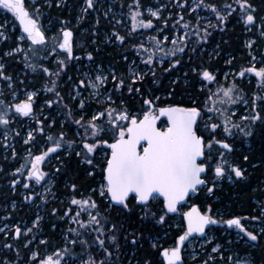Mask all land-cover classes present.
<instances>
[{
    "label": "trees",
    "instance_id": "obj_1",
    "mask_svg": "<svg viewBox=\"0 0 264 264\" xmlns=\"http://www.w3.org/2000/svg\"><path fill=\"white\" fill-rule=\"evenodd\" d=\"M176 1L174 3L173 0H140L139 11L142 16L138 19H151L153 27L137 28L132 31L130 12L135 9L133 0H94V8L86 13L82 11L85 7L84 0H35L34 3L25 0L30 12L33 7L38 6L42 16L41 24L49 38L59 35L64 27L74 32L73 50L77 59L71 60L66 59L65 52L59 49L50 55L51 47L39 45L35 46L40 49L39 55H33L26 37L23 42L19 40L22 34L13 13L0 7V25H3V34L7 37V39L0 37V56L18 45L23 47V51L18 54L4 56V73L10 76L11 80L6 81L0 76V108L25 100L26 94L30 91L37 93L33 99L32 114L23 116L16 113L13 107L8 113L9 125L0 124V228L5 229L0 232V264H40V260L53 253L62 252L65 248L68 251L59 257L61 264H85L90 254L94 256L101 254L102 249L93 243L96 233L81 228L70 219L80 210V206L71 205L70 201L73 198L96 200L102 213L110 203L107 196H99L102 182L100 169L105 160L101 151L108 152V148L102 146V150L94 154L93 164L96 167L84 162L83 154L76 155L81 151L79 142L84 136V128L75 123L80 119L83 110L79 108V99L76 97L73 99V89L81 79L80 72L86 69L85 64L89 62L111 67L118 76H124L128 82L130 77L127 71L131 61L137 63L138 69L142 71L147 67L144 80L134 86L138 87L143 95L129 93L127 88L121 89L118 93L114 88L115 82L110 79L106 89L111 91L116 105L120 103V97L133 110L141 109L144 107V99H154L155 96L160 97L156 103L162 106L180 103L187 107L191 106L190 101L195 100L200 107L207 104L209 109L215 107L222 110L209 112L208 115L211 116V122L221 125L220 132L223 136L227 135L223 133L225 119L230 122V128L232 124H240L242 127L247 125L253 131L252 136L245 137L233 129L235 136L228 138L234 150L226 153L227 157L230 162L240 165L245 170V177L236 178L233 175V179L229 180L225 176L218 181L213 194H207L202 188L198 194L190 198V201L198 204L203 212L211 205L212 215L223 221L233 216L247 218L243 219V224L248 231L254 232L260 238L251 241L236 227H212L216 233L214 241L207 244L205 251L199 256L189 258L185 255L184 264H204L205 261L208 264H234L236 253L247 255L253 264H264V236L260 232V229L264 228V216L261 214V209L264 208V122L249 123L242 119L253 114V101L256 110H261V100L256 99V96L264 97V88L259 87V78L254 73L246 72L243 77L238 75L242 69L251 67L253 63L257 68L264 66L252 60V56L256 57V61L264 58V36L261 35L260 28V18L264 17V0H252L256 10L254 14L257 16V21L252 26L243 22L236 0H204V4H215L222 14L228 15L225 24L217 27H209L219 24L216 14L210 8L201 6L195 12L191 11L200 0H187V4L185 0ZM225 4H230L237 11L229 14V9L223 7ZM129 5H132V9ZM108 6L128 17L129 25L124 27L123 24L110 20V15L107 16L102 11L106 8L107 12ZM151 7L160 10V18L148 14ZM181 15L184 17L183 21L179 20ZM8 18L13 19L15 25L13 29L6 24ZM198 19L200 36L193 34L198 30L196 28ZM165 20L168 21L167 25L164 24ZM184 22L190 24L184 52H177L174 57L163 56L161 65L160 59L163 54L157 51L154 63L146 64L147 53L138 46L143 43L146 49H152L154 41L149 40V37L163 40L164 36L169 37V40L161 45L165 52L183 46L173 45L171 41L184 35L186 31L182 27ZM205 27L210 33L207 40L202 39V29ZM117 33L125 36V41L117 40L115 38ZM251 39L255 43L249 48L247 44ZM89 52L92 53V60L88 59ZM176 59H180L181 63L170 69ZM61 60L67 65L63 69L58 65V61ZM229 60L231 63H228ZM30 64L36 65L37 70L33 71L28 67ZM40 65L53 72L59 71V78L45 73ZM204 70L212 72L215 81L204 79L202 75ZM153 71L155 76L152 75ZM52 81L56 82L55 92L60 93L59 99L55 92L48 91V88L52 87ZM233 83L238 86L233 94L235 103H221L223 93H217V89L227 88ZM170 91L172 95H169ZM212 93L217 95L212 96ZM209 96L211 100L208 99ZM48 100L57 102L49 106L46 103ZM213 101H216L215 105ZM97 106L102 108V105ZM83 109L87 116H83L84 121H87L92 106L87 103ZM261 115L264 116V112H261ZM37 121L43 122V132L37 130ZM29 132L33 133V139L26 143ZM61 132L65 134L61 147L53 153H48L45 157L48 162L41 165V170L47 175L39 182L34 178L30 179L28 172L31 170V161L47 148L53 147L51 140L59 141ZM220 138L222 136L218 135L217 139ZM69 141L75 142L71 148ZM244 156H248L249 159L245 161ZM17 168L21 169L19 173L16 172ZM13 180L16 184L12 183ZM49 182L51 184L47 192L45 188ZM25 184L28 185L27 188L24 187ZM72 184L76 185V190L71 188ZM25 196H31V199L26 200ZM69 207L73 211L65 216L64 212ZM159 208L160 200L153 203V211H159ZM53 209L57 211L53 212ZM89 211L95 214L96 210ZM104 215H110L118 225L120 253L118 259L116 255L112 257L115 264H145L146 261L151 264H164L161 250L171 247L180 232L185 230L184 221L182 220L180 224L174 223L171 216H167L163 224L157 223L153 218L142 219L139 209L135 206L131 213L112 206L110 213ZM37 216L41 219L38 226L34 227ZM253 216L261 219L252 220ZM80 219L87 221V212H83ZM17 225L22 231L27 228H31L32 231L15 238L12 230ZM70 229H76L81 235L78 236L77 232ZM132 234L138 236L135 244L131 243ZM83 239L89 241L91 248L80 243L75 245L70 243L72 240ZM29 240L32 243L29 244ZM215 243L220 245L218 252L212 251ZM5 244H11L12 247L7 248ZM110 250L115 251V246L113 245ZM32 252L39 255L33 259ZM184 252L186 253V250ZM230 256L233 257V261L228 260Z\"/></svg>",
    "mask_w": 264,
    "mask_h": 264
},
{
    "label": "snow or ice",
    "instance_id": "obj_2",
    "mask_svg": "<svg viewBox=\"0 0 264 264\" xmlns=\"http://www.w3.org/2000/svg\"><path fill=\"white\" fill-rule=\"evenodd\" d=\"M240 16L243 18V22L246 25L252 26L257 21L255 8L252 0H236ZM135 9L130 12L132 18V31L137 28H152L153 21L151 19L144 20L138 19L142 16L139 11L141 4L140 0H133ZM187 4V0H185ZM85 7L82 8L83 12H88L89 9H93L95 4L94 0H84ZM201 6L208 7L214 12L218 18V25H209V27H217L225 24L228 19V15L222 14L220 8L215 4H204V0H200V3L192 8L191 11L195 12L197 8ZM0 7L7 9L14 14L15 18L19 20L20 25L23 27V32L26 34V39L31 41V46H47L49 37L43 29L42 24L39 20V9L35 10L36 15L30 12L25 6V0H0ZM132 9V5H129ZM224 8L229 9L231 12H236L237 9H233L230 4H225ZM152 17L160 18L161 12L159 9L152 10L148 9ZM107 15V13H105ZM180 21L184 20L183 15L179 17ZM261 24V35L264 36V17L260 18ZM67 23V22H65ZM168 21L165 20L164 24L167 25ZM182 27L186 30L182 37L173 39L171 43L173 45H183L176 47L175 49L165 52L164 47L161 45L169 40L168 36H164L163 40L157 37H149V40L154 41L152 49H146L144 44L141 43L138 48L147 53L146 64L152 65L154 63L155 54L157 51L162 53L160 64H163V56H176L177 52L183 53L186 47L185 41L188 39L187 30L190 28L188 22H184ZM3 28V25H0ZM198 29L193 34L200 36L201 31L199 25V19L196 23ZM203 40H207L210 33L208 28L202 29ZM0 37L7 39L3 32L0 31ZM115 38L121 42L125 41L126 37L115 34ZM20 42L25 40V36L19 37ZM53 41L52 51L55 52L57 47L63 49L66 54V59H77L74 55L73 46V32L70 28L64 27L61 29L59 35L51 37ZM254 41H249L247 47L251 48ZM134 47H136L134 45ZM23 51V48L19 45L15 48H11L5 52L3 56H0V76H3L4 80L10 81L11 77L5 75V63L4 56H13ZM39 48L32 47V54L39 55ZM251 54V53H250ZM88 59L92 60V53L89 52ZM127 59V57H125ZM254 62H258L264 65V58L256 61V57L252 56ZM181 63L180 59H176L171 64L170 69ZM231 63V60L228 61ZM58 65L61 69L66 67L65 61H58ZM33 71L37 70V66L34 64L28 65ZM43 71L48 75H55L59 78L60 72H53L52 70L43 67ZM167 69V70H170ZM131 71V70H130ZM254 73L259 78V87L264 88V66L257 68L255 63L247 69H242L238 75L243 77L245 73ZM155 76V72H152ZM204 79L207 81H215V76L212 72L204 70L202 73ZM111 80L115 82L114 88L119 93L123 88H127L129 93L137 95H143L138 87H134L137 82L143 81L145 74L131 71V76L128 82L124 76H118L113 70L110 73ZM227 74H225V78ZM109 77L107 75H96L95 78L80 79L77 84V96L80 95L79 87L88 86L94 90L96 98L101 97L99 89L108 83ZM186 83V81H185ZM56 82L52 81V87L48 88V91L55 92ZM237 85L233 83L227 88H218L217 93L222 92L223 97L220 98L221 103L233 104V94L237 90ZM212 93V96L217 95ZM15 96V92H13ZM37 95L35 92L26 94V99L16 103L15 105L6 104L0 108V124L9 125L10 120L8 119V113L12 111L13 107L15 112L22 114L23 116H29L33 113V99ZM57 98H60V93L55 92ZM151 95V94H149ZM172 95V92H169ZM75 99V97H73ZM105 102L108 107L103 110H96L91 117L84 121V117L81 116L75 123L84 128V136L81 137L79 142L81 151L77 152V156L83 154L84 162L88 165L93 164L95 159L94 154L98 150H102V146H107L110 149L109 152H105V160L100 171L102 174V182L99 187V196H107L110 203L108 208L104 209V213H110L111 208L114 205L119 206L123 210L131 213L133 206L138 208L142 219L153 218L157 223L163 224L166 222V217L169 213H175L178 211V206L181 202L185 201L190 197V194H196L203 188L207 194H213L214 189L217 187L219 180L225 176L229 180L233 179V175L236 178H244L245 170L238 164L230 162L226 153L233 151V145L228 142V138L235 136V129L245 137L253 135L252 129L248 128L247 125L242 127L240 124H232L229 127V121L225 119L223 121V133L227 134L223 136L220 132L221 125L211 122V116L209 112H221L219 108L213 107L209 109L207 104L203 107L197 105L195 100L190 101L191 106H182L180 103L169 104L165 107H157L156 101L160 99L159 96H155L154 99H144L143 105L147 106V110L142 107L138 113H134L130 109L122 97H120V103L116 107L111 105L115 103L111 94L104 96ZM211 100V96L208 97ZM256 99L261 100V110H256L255 102L253 101L252 109L253 114L242 117L243 120L253 123L256 121L264 122V116L261 112H264V97L256 96ZM57 101L48 100L46 103L51 106ZM99 102V99H98ZM216 101H213L215 105ZM247 103V102H246ZM85 106V100H79V107L83 109ZM160 116H166V125L161 128L157 126V121ZM207 117V119H205ZM82 121H84L82 123ZM38 131L43 132L42 121H37ZM19 135V133H17ZM221 135L222 138L217 139V136ZM60 140L55 142L53 147L47 148V150L39 155H36L31 161V170L28 172L30 179L34 178L37 182L43 180L47 173L43 172L39 165L44 161L48 153L55 152L61 147L60 141H63L65 134L61 132L59 134ZM108 137L107 139L105 137ZM33 139V133L27 134L26 143ZM51 139V137H49ZM91 139V142H89ZM74 141H69V148L72 147ZM15 154V153H14ZM31 154V153H29ZM243 159L247 161L248 156H244ZM20 168L16 169L19 173ZM91 174V173H90ZM16 184V181H12ZM28 187L27 184L24 185ZM71 188L76 190V185L72 184ZM96 191V190H93ZM162 198V199H161ZM25 199H31V196H25ZM160 200L159 211H153V202ZM71 205L80 206V210L76 211L70 219L76 224L80 225L81 228L90 230L96 233L94 236L93 243L98 244L102 252L99 256L89 255L85 264H115L112 257L114 255L119 258L120 244L118 237V225L115 223L110 215H104L100 210V205L97 204L96 200L88 199H76L73 198L70 201ZM15 207V205H13ZM91 209H95V214H92ZM53 209V212H56ZM73 210L69 207L64 215L68 216ZM83 212H87V221L81 220L80 216ZM261 214L264 216V208L261 209ZM184 218L187 221L186 229L179 235L175 240V246L165 247L160 253L167 264H183L182 249L185 242L189 240V237L193 233L205 234L206 228L210 225H215L221 221L214 218L212 215L211 205L207 207V211L201 212L198 206L193 205L191 209L183 213ZM41 217L37 216L34 222V227L38 226V222ZM240 216H235L226 221L229 227L236 226L241 232L245 233L251 241H257L258 237L254 232L248 231L245 225L242 223ZM252 220L261 219L260 217L253 216ZM110 225V227H108ZM7 228V225H5ZM5 231L4 228H0V232ZM15 238H19L22 234L31 233L32 229L27 228L22 231V228L17 225L13 228ZM70 231L77 232V235H81L76 229H70ZM261 235L264 236V228L260 229ZM103 237V238H102ZM127 239V238H126ZM137 234H132L131 243H137ZM28 243H32L31 240ZM43 243V241H42ZM71 244L75 245L80 243L82 245H88L91 248V244L87 239L83 240H72ZM115 246V251L110 250L112 246ZM5 247L11 248V244H5ZM157 247V245H153ZM220 245H217L212 249L213 252H218ZM67 248L59 253H53L48 255L46 259L40 260V264H61L59 258L62 254H66ZM32 258L35 259L39 253L32 252ZM56 257V258H54ZM194 258V257H193ZM229 261H233V257H228ZM145 264H151L146 261ZM204 264H208L207 261ZM234 264H253L251 259L238 260Z\"/></svg>",
    "mask_w": 264,
    "mask_h": 264
},
{
    "label": "rangeland",
    "instance_id": "obj_3",
    "mask_svg": "<svg viewBox=\"0 0 264 264\" xmlns=\"http://www.w3.org/2000/svg\"><path fill=\"white\" fill-rule=\"evenodd\" d=\"M30 1H31V3H34L35 2V0H30ZM173 1H174V3L177 2L176 0H173ZM108 7H109V9H108L107 12H106V8H103L102 11L105 12V13H107V16L110 15V20H115V22L117 24H123L124 27H126V26L129 25V18L128 17H125L123 15V13L115 12L113 9H111L112 7H110V6H108ZM36 9H39L38 6L33 7V10H31V12L34 15H36V13H35V10ZM151 9L152 10H155L152 7H151ZM146 13H147V8H146ZM148 14L151 15L149 11H148ZM38 15H39L40 23H41L42 16H41V12L40 11H39V14ZM204 17H206V16H204ZM14 18H15V16H14ZM15 22H16V18H15ZM6 24H9L10 27H11V29H13V27L15 26L14 25V22H13V19H10V18H8L6 20ZM0 31L3 32V29L0 28ZM4 36H6V35L4 34ZM53 36H55V35H53ZM251 41H253V40L251 39ZM29 44H30L29 46H30V48L32 50V47H35V46H31V41H29ZM52 45H53V41L51 40V38H49L46 47L47 48H50L51 47V49H52ZM57 49H58V47H57ZM53 53L54 52L51 50L50 51V55H52ZM85 65H86V69L85 70H82L80 72V74H79V76L81 77V79H85L87 81L88 78H93L94 79L96 75H107L109 77V80L111 79L110 73L113 71V69L111 67H109V66L104 67L102 65L95 64L94 62H91V63L89 62V63H87ZM130 70L144 74L145 72H147V67H144L143 68V71H142V70L138 69L137 63H134V61H131V62H129V68H128V71H127V75L129 77L131 76V71ZM106 84L103 85V87H101L99 89V92L102 94L100 98H96V94H95L94 90L91 89L90 86H88L87 88H85V86H80L79 87V92H80V95L79 96H77V85L74 87V89H73L74 97L78 98L79 100L80 99H84L85 100V105L87 103H89L92 106L91 114L89 115V117L87 118V120L91 117V115L94 112H96V110H98V109L99 110H103V106H104V108L108 107V104L105 102L104 96H106L108 94H111V91L108 90V89H106ZM30 92H34V91H30ZM30 92H28V93H30ZM98 99H99V102H98ZM97 105H102V108L101 107H98ZM111 106L112 107H116L117 105L114 103ZM145 107H144V109H145ZM82 110L83 111L81 112V116H86L85 110L84 109H82ZM139 111H140V109L133 110L134 113H138ZM205 119H207V118H205ZM163 126H165V125H163ZM55 142H57V140H55V141L51 140V143H53V145L55 144ZM60 143H61V141H60ZM105 152H107V151L106 150L101 151V155L103 156L104 159H105V155H104ZM44 162H46V163L48 162L47 158L44 159V161L41 162V164L39 165L40 169H41L42 163H44ZM50 184H51V182H49V183L46 184L45 190L47 192L49 190ZM187 204L190 205L192 203L191 202H188ZM178 218H180V217H178ZM215 237H216V233L213 231L212 228H210L204 236H202V237H194V238L190 239L186 243V247H185L186 253H185V255L188 256L189 258H193V257L199 256L201 253H203L205 251V246L207 244H209L210 242L214 241ZM217 245H219V244L218 243H215L213 245L212 249L215 248ZM247 259H249V257L247 255H239L238 253H236L235 254V258H234V262L235 261H238V260H247Z\"/></svg>",
    "mask_w": 264,
    "mask_h": 264
},
{
    "label": "flooded vegetation",
    "instance_id": "obj_4",
    "mask_svg": "<svg viewBox=\"0 0 264 264\" xmlns=\"http://www.w3.org/2000/svg\"><path fill=\"white\" fill-rule=\"evenodd\" d=\"M73 40H74V33H73ZM146 105H144V107H145ZM156 106L157 107H165L166 105H164V106H162V105H159L158 103H156ZM143 107V108H144ZM144 110H147V106L145 107V109ZM166 121H167V117H163V118H161L160 120H159V122H158V127H161V128H163L164 126L163 125H166ZM229 143H231V142H229ZM232 144V143H231ZM58 150V149H57ZM56 150V151H57ZM234 150V149H233ZM196 194H198V193H196ZM196 194H192L189 198H188V200H187V202H185V203H183V204H181V205H179V207H178V212L177 213H174V214H168V216H171V217H173L174 218V223L176 222L177 224H180V222L183 220L184 221V225H185V220H184V216H183V213L184 212H186L187 210H189L190 208H191V206H193V205H195L196 203H193L192 201H190V198L191 197H193V196H195ZM162 199V198H161ZM158 201V200H157ZM157 201H154V202H157ZM153 202V203H154ZM188 202H191L192 204H187ZM198 205V204H197ZM113 206H116V205H114V203H113ZM199 206V205H198ZM117 207H119V206H117ZM178 217H180V218H178ZM233 217H235V216H233ZM233 217H230V218H233ZM230 218H228V219H230ZM227 219V220H228ZM225 221V220H224ZM242 221H243V219H242ZM243 223V222H242ZM218 227H221V226H218ZM223 227H229V226H223ZM231 227H236V226H231ZM185 229H186V227H185ZM183 232H180V234L179 235H181ZM190 239V238H189ZM188 242V241H187ZM173 246H175V243L171 246V247H173Z\"/></svg>",
    "mask_w": 264,
    "mask_h": 264
},
{
    "label": "water",
    "instance_id": "obj_5",
    "mask_svg": "<svg viewBox=\"0 0 264 264\" xmlns=\"http://www.w3.org/2000/svg\"><path fill=\"white\" fill-rule=\"evenodd\" d=\"M26 6V5H25ZM27 8V7H26ZM28 9V8H27ZM29 10V9H28ZM30 11V10H29ZM17 20V22H18V24H19V28H20V32L23 34V35H25L26 36V34L23 32V27L20 25V22H19V20L18 19H16ZM73 32V31H72ZM61 52H65L63 49H59ZM163 117H166V116H160V118H159V120L161 119V118H163ZM159 120L157 121V126H158V122H159ZM229 142V141H228ZM233 149H234V147H233ZM42 181V180H41ZM192 194H190V196H191ZM187 200H188V198L185 200V201H183V202H181V204H183V203H185V202H187ZM195 206H198L197 204H195ZM179 207V206H178ZM192 207V206H191ZM199 207V206H198ZM191 209V208H190ZM189 209V210H190ZM199 209H200V207H199ZM189 210H187V211H189ZM186 211V212H187ZM200 211L201 212H203L201 209H200ZM178 212V211H177ZM177 212H175V213H177ZM185 213V212H184ZM169 214H174V213H169ZM214 218H216V217H214ZM217 220H219V221H221L220 219H218V218H216ZM184 220H185V227H186V225H187V221H186V219L184 218ZM225 225H227L226 223H224L223 221H221L220 223H218V224H215V225H210L208 228H206V230H205V234L207 233V230L209 229V228H211V227H218V226H221V227H223V226H225ZM228 226V225H227ZM205 234H197V233H193L192 234V236L191 237H189V238H193V237H195V236H197V237H202V236H204ZM184 249H185V245L183 246V249H182V255H183V264H184V262H185V254H184ZM163 250V249H162ZM162 250H161V252H162ZM161 258H162V261H163V263L164 264H167V262L164 260V258H163V256L161 255Z\"/></svg>",
    "mask_w": 264,
    "mask_h": 264
}]
</instances>
